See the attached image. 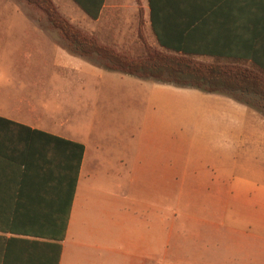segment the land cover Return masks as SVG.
I'll use <instances>...</instances> for the list:
<instances>
[{
	"label": "crops",
	"instance_id": "0c3cea01",
	"mask_svg": "<svg viewBox=\"0 0 264 264\" xmlns=\"http://www.w3.org/2000/svg\"><path fill=\"white\" fill-rule=\"evenodd\" d=\"M127 7L137 33L186 40L194 58L264 38V0H105L93 21ZM40 23L0 18V119L18 125L0 122V264H264V115L220 94L203 111L125 114L86 136L82 105L78 133L44 105L62 84L52 72L79 74L61 81L83 89L82 57ZM48 136L83 146L74 194L72 147Z\"/></svg>",
	"mask_w": 264,
	"mask_h": 264
},
{
	"label": "rangeland",
	"instance_id": "374dc122",
	"mask_svg": "<svg viewBox=\"0 0 264 264\" xmlns=\"http://www.w3.org/2000/svg\"><path fill=\"white\" fill-rule=\"evenodd\" d=\"M17 1L19 0H16V3L11 8L0 7V18L3 13L5 15L7 12L10 15L21 16L25 14L26 16L40 17L41 23L39 25L42 28H46V31L55 33L57 45L67 50V43L60 33L48 23L41 10L24 2L17 3ZM53 1L58 7L59 13L69 20L73 27L81 34L84 35L85 33L88 36H92L100 43L114 46L122 52L134 54V48L138 39V17L131 7L117 9V12L114 13L115 15H113L112 11L110 21L106 23L91 20L70 0ZM120 1L128 4V0ZM120 15L123 18H120ZM120 19H123V21H120ZM145 30V36L149 44L155 47L156 44L151 37V33L146 27ZM5 57H7V54L2 52L0 42V59H6ZM76 59L77 62L83 65L81 71V75L84 78L83 89L80 86L72 85L64 87L65 83L61 81V79H66L67 81L77 79L80 76L79 74L52 72L54 82L57 84L61 82L62 84L57 87V93H54L48 99L46 98L44 106H49L56 117L66 115L68 117L67 127L79 133L81 127L80 113L81 106L83 105V127L84 135L86 136L96 126L95 131L98 128L104 129L107 123L112 127L113 122H120L121 117L125 114L130 115L134 113L138 115L137 121L140 122L148 114L160 111L161 108L163 112L167 111L170 115L198 110L203 111L209 104L212 105L210 102H213L220 96V94H210L193 87L176 86L161 83L153 79H141L120 72H104L100 68L93 69L87 65V62L99 66L96 56L90 57L89 60L85 59L87 62L84 61V58ZM193 61L205 65L213 63V59L202 57H195ZM225 65L232 68H246L228 63H225ZM129 81H134L138 84L132 85L129 84ZM199 97H203V100H199ZM64 100L72 108V113H68V110L65 111L62 108ZM249 108L258 111L255 108Z\"/></svg>",
	"mask_w": 264,
	"mask_h": 264
},
{
	"label": "trees",
	"instance_id": "16d2710c",
	"mask_svg": "<svg viewBox=\"0 0 264 264\" xmlns=\"http://www.w3.org/2000/svg\"><path fill=\"white\" fill-rule=\"evenodd\" d=\"M22 1L44 13L48 23L60 33L67 43V50L72 54L88 60L96 56L99 66L141 79H153L176 86L197 88L207 93L224 94L248 107L257 109L264 115V38L250 40L248 43L251 50H247L248 54H242L236 48L229 52L226 47L204 50L217 54L212 56L213 63L205 65L193 61L194 57L189 52L188 41L162 39L155 27H153V32L157 36L156 44L164 49L160 50L157 46H152L141 24L132 55L114 46L100 43L85 33L81 34L69 20L59 13L53 0ZM72 1L90 19L96 20L105 0ZM151 21H153V14ZM225 63L246 68H232L226 66ZM0 122L7 126H18L3 119H0ZM35 133L37 135L39 132ZM48 137L52 141L62 142L72 147L74 194L83 146L58 137Z\"/></svg>",
	"mask_w": 264,
	"mask_h": 264
}]
</instances>
